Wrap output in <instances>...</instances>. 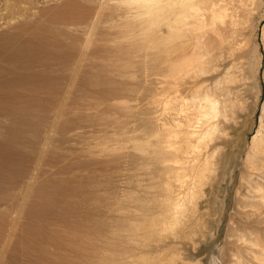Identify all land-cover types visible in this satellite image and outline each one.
<instances>
[{
  "label": "rangeland",
  "instance_id": "1",
  "mask_svg": "<svg viewBox=\"0 0 264 264\" xmlns=\"http://www.w3.org/2000/svg\"><path fill=\"white\" fill-rule=\"evenodd\" d=\"M63 1L39 0L29 12ZM75 1L80 2L79 11L90 7V17L68 31L83 35L98 20L93 43L107 39L108 47L122 45L126 64L118 72L108 60L111 65L107 62L104 68L113 81H83L99 70L86 68L84 62L71 78V70L55 65L23 69L6 64L0 55V89L7 85L14 96L35 101L25 113H0V148L18 162L12 175H0V264H236V255L246 261L249 256L245 251L239 255V246L249 244L238 236L252 240L260 235L264 242V205L253 203L264 178L245 176L244 164L264 107V0L259 7L256 0H187L177 23L169 0ZM4 32L16 31L0 23L4 49L20 44V37L1 36ZM178 44L185 58L180 56V65L196 64L175 78L185 89L180 98L171 91ZM39 72L56 81H26ZM194 91L199 99L214 94L220 109L237 113L239 119L217 159L218 171L206 169L201 176L197 169L188 171L182 198L173 202L178 207L172 203L169 213L158 205L167 200L161 169L166 163L154 164L152 157L158 151L157 138L169 134L174 140L178 128L172 123L173 109L183 108L184 115L194 111L188 103L197 99ZM242 106L245 113L237 112ZM188 183L191 189L184 188ZM43 195L56 200L32 215L43 205ZM137 204L149 207L145 211ZM252 260L246 262L256 264Z\"/></svg>",
  "mask_w": 264,
  "mask_h": 264
},
{
  "label": "bare ground",
  "instance_id": "2",
  "mask_svg": "<svg viewBox=\"0 0 264 264\" xmlns=\"http://www.w3.org/2000/svg\"><path fill=\"white\" fill-rule=\"evenodd\" d=\"M186 1L187 0H169V2H168L169 12L174 11V21L176 23L180 20V14L183 11H185V9L187 8ZM256 1H258L256 3H259V4H257L258 7H259V5L262 6V0H256ZM38 2H39V0H0V23L1 22L6 23V26L9 29L12 28L16 31V33L14 35L13 34L9 35V34H7V32H4L1 34V36L9 37V38L11 37V38H15V39H17V37L21 38L20 44H18L13 49L7 50V49H4L3 45H0V55H2V61L5 62L6 64L8 63V64L16 65V67L17 66L22 67L23 69H39V70H41V68L50 67L52 65H55L62 70H71V73H72L71 78H73V76L75 75L76 69L81 67V64L85 62L86 68L96 67L99 71H97L96 73H93V74H90V72H89L88 75L83 77V78H85V79H83V81H113V79L110 77L109 73L108 74L106 73L107 70L105 71V68L106 67L108 68L107 62L108 63L110 62L108 60H111V61L113 60L112 63L110 62L112 64L111 67H113L112 69H116V71L118 70V72H120V70H122L124 68L126 61H124L125 59L122 56V50H123L122 45L114 44L113 46L111 45L112 47L110 45H109L110 47H108L107 45L109 43H107L108 42L107 39H104L105 37H99L98 38V40L100 39L99 41H103V39H104L105 40V41H103L104 43L103 42H101L100 44L93 43V40H92L93 29L96 27L95 24H97L98 20H95V21L93 20L94 22L92 24H89L88 27L83 31V35L73 34V33H70L68 31V29H71L72 27L77 28V26L80 23L85 22L86 19L90 17V7H87V9L85 11H79L80 2H77L75 0H65V1L61 2L59 5L50 7V8L45 9V10L41 9L37 12L30 13L29 12L30 8L37 5ZM212 5H214L213 2H211V10H213ZM208 6L209 5H206L205 8H207ZM158 8H156V9L160 10ZM29 16H34V18L32 17V19H29L27 21H22L23 19H25V17H29ZM40 17H45L44 21H40L41 20ZM36 19H38V20H36ZM181 21H182V19H181ZM133 26H134V29H133V31H134L136 29V25L134 24ZM65 27H67V28H65ZM77 32H79V31H77ZM17 40H19V39H17ZM135 46H137V45H135ZM180 48H181V46H179V44L174 48L175 58L177 57L178 63L176 64L175 68L173 66L174 69L171 70V72H172L171 76L174 78L173 79L174 81H172L173 87H171L172 88L171 91L173 93V96H178V93L182 89L185 90L184 87L183 88L179 87L178 83H181V81H175V78L177 77L179 72H182L181 70H183L184 68L190 69L196 65V64L193 65V63H192L193 61H191V63L189 62L190 65H186V64H184L182 66L180 65V63L184 62V60H183L184 57L182 56V50H180ZM253 51H254V53H256L255 50H253ZM113 56H115L114 59H112ZM180 56H182L183 58H180ZM188 58H189V56H188ZM189 59H191V58H189ZM192 59H193V57H192ZM116 61H118V62L116 63ZM110 63H109V65H111ZM105 65H107V66H105ZM116 66H117V68H116ZM185 69L183 70L184 73H185ZM28 77H29V79L26 81H56V79L51 78V77L47 76L46 74H42L40 72L30 74V75H28ZM4 81H9V80L5 79ZM201 83H202V81H201ZM207 84H208V82H207ZM202 86H204V84ZM197 87L196 88L193 87V88L195 90L196 89L198 90ZM189 90H188V95H189ZM190 92H191V90H190ZM207 93L204 94L203 97L200 99L197 98V93H196V95L194 94L196 96V98L199 100H197V99L195 100V97L191 98L190 96H187L188 98L190 97L192 99L191 102L189 100L188 103H191L189 106L192 105L193 109H194V111H192V113L190 112L191 114H189V115H184L185 112L183 114H181L184 111L183 108L182 109L174 108L173 109L174 111L172 110L173 111V114H171V115H173L171 117L172 123L174 126H176L178 128L175 130V132L173 134V136H174L173 141H171L170 138H168L169 134H167V136H166L167 138L163 139V138L159 137V139L157 138V142L154 141V142H156L155 144H157L156 150H158V151H157L156 155L153 154L154 155L152 157L153 163L157 162L158 164L161 163V165L166 163L165 168H164V165L162 166L164 169L159 167L160 165L157 167H156V165L153 166V167H156V169L159 167V170H160V168L162 169V171L164 170L163 173L166 175V178H165L166 180H164V182L166 181V185L164 184L163 181L162 182L164 184L163 187L165 188L164 190H165V193L167 196V200L158 201L159 202L158 205L160 208L164 209L165 211H167L169 213H171V208H173V207H171L172 206L171 204L174 202V200H176L180 197L182 198V196L179 197V195L181 193L182 187L185 185V182H187V180H186L187 178H185V177L189 175L188 171L190 172L193 169L194 170L197 169L195 171H197V173L199 172L198 176L199 175L201 176V174L203 175L204 170L208 169V171L209 170L212 171V169L214 170L216 168L215 165H218V163L216 164L217 159H218V157H220L224 154V152L226 150V144L228 142V139H229V137H231L230 136L231 128H233L232 126L237 124L238 119H239V117L236 115L237 113L235 114L234 112H232V113L227 112L229 114H227V113L225 114L224 111H222L220 109V105H219L220 102L219 101L217 102V100L214 98L215 95L214 94L212 95L211 93H210V95H208ZM199 94H198V96H199ZM186 98L184 97V99H186ZM185 102L187 103V100H185ZM185 102H183V103H185ZM32 104H35V101L30 100V98H28V97L24 98V97L14 96L12 94L10 88L7 87V85H5L2 89H0V113H2L3 111L4 112H13L14 111L15 113H21L22 114V113L29 111V109H30L29 105H32ZM244 107L242 106V108H240V110H237L238 108L236 107L235 110H237V112H239V113L240 112L243 113L244 111H246V108H244ZM223 110H225V109H223ZM232 110H234V109H232ZM232 110H229V111H232ZM239 115H241V114H239ZM262 116H264V107L262 109ZM262 116L260 119V126H259V129L257 131V134L252 137L251 143L249 144L248 149L246 151L247 152L246 158L244 159L245 160L244 161L245 173H246V174L245 173L244 174L247 177H250L251 175H256V177L264 178V134L262 133V130L264 129V121L262 119ZM164 125H166V124H164ZM163 127L165 128V126H163ZM150 132L152 133V131H150ZM170 134H172V133H170ZM156 136L157 135H155V137ZM169 137H171V135ZM153 139H155V138H153ZM151 149H153V148H151ZM141 152H142V150H141ZM237 154H236V156H237ZM17 163H18L17 160H15V158L10 154V152L8 150H6V148L5 149L2 147L0 148V175L4 172L8 173L9 175H12L13 172L16 171V169H17ZM151 165H152V163H151ZM149 167H151V166H149ZM212 167H214V168H212ZM218 167H219V165H218ZM3 169H4V171H3ZM216 169L218 171V168H216ZM159 172L161 173V170ZM155 174H157V173H155ZM206 174H207V172H206ZM4 175H5V173H4ZM9 175H7V176H9ZM241 175H243V173ZM158 176H161V174ZM191 176H192V174H191ZM191 176H189L190 177L189 179H191ZM214 176H215V174H214ZM193 177H192V180H193ZM202 177L200 179H202ZM158 178H160V177H158ZM161 178H164V176ZM200 179H195V180L200 181ZM253 179H254V177H253ZM192 180H189V181H192ZM196 181H195V183H196ZM192 183H191V185H192ZM195 183H193V185ZM186 185H187V183H186ZM188 186H189V183H188ZM190 186L189 187L186 186L184 188L189 189ZM256 188H255L256 189L255 192H256L257 200L255 197V201H253V203H254V205L255 204L264 205V187L260 185ZM196 189H198V187ZM249 190H251V189H249ZM252 190H254V189H252ZM185 191H183V192H185ZM188 191H186V192H188ZM196 192H197V190H196ZM185 193H183V196ZM194 193L192 191L190 194L194 195ZM58 194L59 193H57L56 196H58ZM190 194H188V196ZM193 195H191V196H193ZM188 196H186V197H188ZM43 197L42 198L40 197L43 201V205L39 206V208L36 211H31L30 213L32 215H38L39 213H42L43 210L50 208L52 206L50 204V202H52L53 200H56V197L53 200H48V199H52V198L47 199V198H45V195H43ZM186 197H183V198H185V200H188V199H186ZM251 197H252V195H251ZM190 199H192V198H190ZM179 200H181V199H178V201ZM246 202H247V200H246ZM180 203H181V201H180ZM190 203H192L191 200H190ZM181 204H183V202ZM245 204L247 205V203H245ZM188 205H190V204H188ZM192 205H193V203H192ZM136 206H138V204ZM187 206L185 208H187ZM138 207H140L139 209H141V208L143 209V208L149 207V205L148 204H142V205H139ZM159 207H158V209H159ZM176 207H178V206H176ZM143 210H145V209H143ZM174 212H176V211H174ZM185 212H186V210L184 212H182L183 215ZM161 213H162V211L160 212V214ZM143 214H144V211H143ZM164 215H166V214H164ZM172 215H174V214H172ZM166 216H168V215H166ZM176 217L177 216L172 217V220L175 224L178 222V219ZM183 217H182V219H183ZM185 217H187V216H185ZM159 218H162L161 215ZM166 218H168V217H166ZM180 218H181V216H180ZM183 220H185V219H183ZM168 221H170V219ZM154 223L157 225L156 222H154ZM180 224H182V223H180ZM130 225H132V224H130ZM160 226H161V224H160ZM167 226H168V224H167ZM195 226H197V225H195ZM151 228H153V227H151ZM134 231H136V230H133V232ZM235 233H236V231H235ZM40 234H41V231H38L36 233V236H38ZM237 234H239V233H237ZM261 237L262 236L257 235L252 240H247L246 238H243L242 235L238 236V240H242V242L244 241L245 243L247 242V244H249L245 248L239 246V248H241L240 249L241 252L239 253V255L242 253V251H243V253L245 251V253L249 256V258L251 260L253 259L254 262L256 261V264H264V244H263L264 242L262 241L263 237H262V239H261ZM167 246L169 247V245H167ZM252 246L257 247L258 250L254 249ZM243 248H244V250H243ZM236 256H237L236 260H235L236 264H249L246 262L247 260H250L248 257H247L248 259L245 258V260L246 259L247 260L244 261V259L241 260L238 255H236ZM234 257H235V254H234ZM252 264H253V262H252Z\"/></svg>",
  "mask_w": 264,
  "mask_h": 264
}]
</instances>
